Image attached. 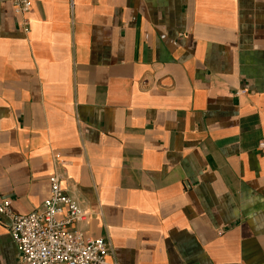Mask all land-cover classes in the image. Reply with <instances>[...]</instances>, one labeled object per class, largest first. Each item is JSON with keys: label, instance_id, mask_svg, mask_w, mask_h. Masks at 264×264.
Listing matches in <instances>:
<instances>
[{"label": "crops", "instance_id": "obj_1", "mask_svg": "<svg viewBox=\"0 0 264 264\" xmlns=\"http://www.w3.org/2000/svg\"><path fill=\"white\" fill-rule=\"evenodd\" d=\"M28 18L0 3V204L31 214L62 174L112 263L264 264V0H32ZM9 225L0 264H22Z\"/></svg>", "mask_w": 264, "mask_h": 264}, {"label": "built area", "instance_id": "obj_2", "mask_svg": "<svg viewBox=\"0 0 264 264\" xmlns=\"http://www.w3.org/2000/svg\"><path fill=\"white\" fill-rule=\"evenodd\" d=\"M0 3L11 4L22 29L29 34L32 0H0ZM54 161L65 165L59 155ZM49 183L50 197L31 214H15L6 200L0 204V213L10 222L9 233L22 264H116L110 262L113 250L108 240L85 237L90 214L64 187V175L53 174Z\"/></svg>", "mask_w": 264, "mask_h": 264}]
</instances>
